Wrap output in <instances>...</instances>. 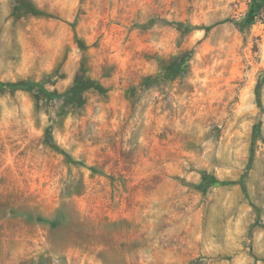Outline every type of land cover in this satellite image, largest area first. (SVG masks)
<instances>
[{"label": "rangeland", "instance_id": "obj_1", "mask_svg": "<svg viewBox=\"0 0 264 264\" xmlns=\"http://www.w3.org/2000/svg\"><path fill=\"white\" fill-rule=\"evenodd\" d=\"M252 2L0 0V81L105 88L62 112L0 88V264H264V0L231 22Z\"/></svg>", "mask_w": 264, "mask_h": 264}, {"label": "trees", "instance_id": "obj_2", "mask_svg": "<svg viewBox=\"0 0 264 264\" xmlns=\"http://www.w3.org/2000/svg\"><path fill=\"white\" fill-rule=\"evenodd\" d=\"M262 0H253L251 6L246 13L245 17L240 20H231V22L239 29H243L245 26L252 22V19L257 15ZM20 5V2L18 4ZM18 8V7H17ZM208 28V27H207ZM206 28V29H207ZM189 54H186L181 59L179 57H172V59H159L161 73L158 75H147L142 77L140 85L143 87H149L154 85L160 76L164 77L168 74L175 75L180 72L182 65L185 63ZM0 88H8L10 90H26L34 93L36 99V105L39 107L41 103L49 104L54 100H60V111L69 106L77 107L81 106L85 101V92L90 89H95L99 92H104L105 88L94 78H91L86 74V69L81 66L74 75L72 83L63 91L59 92L56 89H48L44 85V81H31V80H20L14 82L0 81ZM50 130H47L45 137L49 138ZM200 182L195 184L196 187L208 186L211 184H232L233 180H219L214 175L206 172L205 170L199 171Z\"/></svg>", "mask_w": 264, "mask_h": 264}]
</instances>
